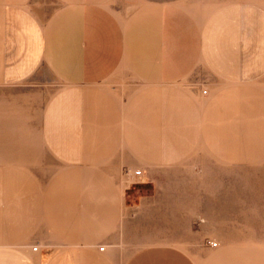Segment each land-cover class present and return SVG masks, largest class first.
<instances>
[{"label":"rangeland","instance_id":"obj_1","mask_svg":"<svg viewBox=\"0 0 264 264\" xmlns=\"http://www.w3.org/2000/svg\"><path fill=\"white\" fill-rule=\"evenodd\" d=\"M97 2L100 36L109 27L116 43L123 25L151 10L147 33L155 30L159 40L150 58L173 68L175 50L194 55L200 33L203 61L210 66L200 63L180 83H138L124 64L112 72L106 67L105 36L99 37V76L111 74L99 84L98 104L112 103L115 126L99 113L93 128H83V138L100 145L83 160L65 163L98 172L99 183L114 185L120 194L115 226L125 244L120 264H170L171 258L173 264H264V0ZM119 57L116 49L114 59ZM235 62L247 67L237 76L246 83L237 86L228 81ZM222 64H228V73L218 76ZM251 76L255 81H248ZM51 82L49 88L59 87ZM29 87L27 82L0 87V158L5 159H0V175L5 173L1 164L10 163L11 139L32 136L22 110L29 99L18 96ZM216 88L220 98L202 104L198 92ZM69 121L66 116L65 124H74ZM75 129L49 136L71 141ZM71 171L61 177L68 185L96 179Z\"/></svg>","mask_w":264,"mask_h":264},{"label":"crops","instance_id":"obj_2","mask_svg":"<svg viewBox=\"0 0 264 264\" xmlns=\"http://www.w3.org/2000/svg\"><path fill=\"white\" fill-rule=\"evenodd\" d=\"M97 6V0H0V87L15 88L26 82L32 87L18 94L29 99L26 109H21L26 111V127L31 129L32 136L16 135L11 139L10 163L1 164L5 173L2 171L0 175V264H120L125 250L122 233L115 235L122 203L120 194L114 185L99 183L98 172L92 169L83 172V165L65 162L77 163L83 160V154L100 145L99 140L83 138V128H93L99 113L105 112L107 125L110 121V127L114 128L115 108L110 102L106 106L98 104L99 84L109 80L119 65L124 64L133 72L131 78L138 83L175 84L205 61L200 33L194 55L189 50H175L173 68L150 58L149 55L155 54L159 36L155 30L149 29L147 33L145 17L149 16V10L147 14L140 13L131 24L123 25V35L116 43V34L106 28L105 44H101L106 49L105 64L111 72L100 77L98 48L103 32ZM116 49L120 51L119 60L114 59ZM204 63L209 70L208 63ZM236 63L232 69L235 74L228 81L235 80L237 86L244 82L237 76L241 77L247 67ZM226 65L217 68L218 76L228 73ZM50 81H56L59 87L49 88L55 85ZM248 81L255 80L251 76ZM198 93L203 104L219 99L221 89ZM83 98H87L85 103ZM66 116L73 125L65 124ZM84 119L88 123L85 126ZM17 126L19 130L23 128L21 124ZM73 127L74 140L49 136L50 132L58 135L59 129ZM43 133L45 136H41ZM104 146L107 149L109 143ZM68 170L75 176L96 179L85 186L68 185L61 178ZM103 245L106 247L100 250ZM34 246H38L36 250Z\"/></svg>","mask_w":264,"mask_h":264},{"label":"built area","instance_id":"obj_3","mask_svg":"<svg viewBox=\"0 0 264 264\" xmlns=\"http://www.w3.org/2000/svg\"><path fill=\"white\" fill-rule=\"evenodd\" d=\"M35 250L37 249V248H34ZM101 250H104V248L103 247H101Z\"/></svg>","mask_w":264,"mask_h":264},{"label":"bare ground","instance_id":"obj_4","mask_svg":"<svg viewBox=\"0 0 264 264\" xmlns=\"http://www.w3.org/2000/svg\"><path fill=\"white\" fill-rule=\"evenodd\" d=\"M208 92H206L205 94H207ZM204 94V93H203ZM101 250V249H100Z\"/></svg>","mask_w":264,"mask_h":264}]
</instances>
